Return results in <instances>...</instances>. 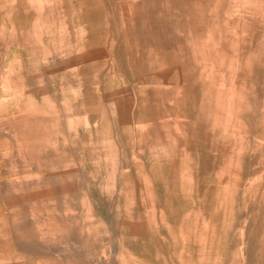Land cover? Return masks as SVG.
<instances>
[{"label": "rangeland", "instance_id": "1", "mask_svg": "<svg viewBox=\"0 0 264 264\" xmlns=\"http://www.w3.org/2000/svg\"><path fill=\"white\" fill-rule=\"evenodd\" d=\"M0 264H264V0H0Z\"/></svg>", "mask_w": 264, "mask_h": 264}]
</instances>
